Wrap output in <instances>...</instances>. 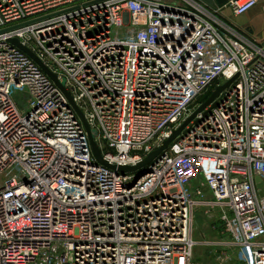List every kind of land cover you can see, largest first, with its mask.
<instances>
[{"label": "built area", "instance_id": "2783aa9c", "mask_svg": "<svg viewBox=\"0 0 264 264\" xmlns=\"http://www.w3.org/2000/svg\"><path fill=\"white\" fill-rule=\"evenodd\" d=\"M15 40L64 83L114 167L140 163L233 81L131 185L96 162L69 100ZM262 192L264 45L220 10L0 0V264H197L201 244L216 264H264ZM201 213L218 240L200 241Z\"/></svg>", "mask_w": 264, "mask_h": 264}, {"label": "water", "instance_id": "95a60500", "mask_svg": "<svg viewBox=\"0 0 264 264\" xmlns=\"http://www.w3.org/2000/svg\"><path fill=\"white\" fill-rule=\"evenodd\" d=\"M201 3H203L205 6H207L208 8H213V0H199ZM13 44H15L19 49H21L23 52H25L48 76L49 78L59 87V89L64 93V95L66 96V98L69 100L70 104L72 105V107L74 108L75 112L78 114L79 118L82 121V124L84 126V129L86 131L88 140H89V144L91 147V152L92 155L94 157V159L96 160L97 163L117 170L120 173H132L134 174L133 180H132V184L134 185L141 177H143L144 175H146L147 173H149L151 171V166L153 161L160 156L161 154L164 153V151L167 149L168 145L176 138V136L180 133V131L184 128V126L199 112H201L205 107H207L217 96L218 94L225 88H227L231 82L233 81H229L226 84L220 86V87H216L215 90L213 91V93L210 95V97L193 113V115L188 118L179 129H177L176 131L172 132V135L162 143L161 147L158 148L157 150L151 152L144 160H142L140 163H138L135 166H126V167H114L109 165L107 162H105L102 158L101 155V151L98 148L96 142H95V133L90 129L87 121L85 120V117L83 115V113L79 110V108L77 107V105L74 103L71 94L69 91H67L64 87V83L60 82L56 75L53 74L46 66L43 62H41L29 49H27L25 46H23L19 41L15 40L12 41ZM261 195H264V192L261 193Z\"/></svg>", "mask_w": 264, "mask_h": 264}, {"label": "crops", "instance_id": "0c3cea01", "mask_svg": "<svg viewBox=\"0 0 264 264\" xmlns=\"http://www.w3.org/2000/svg\"><path fill=\"white\" fill-rule=\"evenodd\" d=\"M231 0H213V9L220 10L223 18L245 35L264 45V0L241 16H233L226 5Z\"/></svg>", "mask_w": 264, "mask_h": 264}, {"label": "rangeland", "instance_id": "374dc122", "mask_svg": "<svg viewBox=\"0 0 264 264\" xmlns=\"http://www.w3.org/2000/svg\"><path fill=\"white\" fill-rule=\"evenodd\" d=\"M209 93H207L206 95L202 96L197 104L202 103L203 101H205V99L208 97ZM17 102L21 105L23 103L22 99L17 96L16 97ZM203 213H201L198 217H197V223H196V228L197 231L199 233H203V235L205 236L204 238L201 239L200 236H198V234L196 233V239L203 241L206 239V241L208 242H213L218 240L221 236H217L211 229L210 226H208V223L210 222V220H208L205 225V228L202 227V224H204V221L207 220V218L205 216H202ZM220 235V234H219ZM217 249L214 248L213 246H206V245H198L197 249L195 250V262L197 264H216L215 263V257L216 254H218V251H216ZM217 252V253H216Z\"/></svg>", "mask_w": 264, "mask_h": 264}]
</instances>
